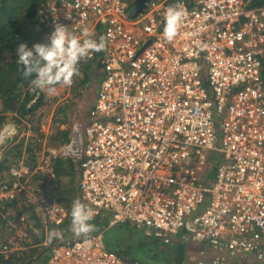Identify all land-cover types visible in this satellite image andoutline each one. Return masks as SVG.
<instances>
[{"label":"built area","instance_id":"built-area-1","mask_svg":"<svg viewBox=\"0 0 264 264\" xmlns=\"http://www.w3.org/2000/svg\"><path fill=\"white\" fill-rule=\"evenodd\" d=\"M136 1L48 0L40 8L47 42L56 23L81 39L84 28L93 35L103 24L106 48L85 58L103 67L99 88L84 135L64 151L80 160L77 198L92 218L135 222L164 243L182 232L206 242L196 264L264 261V4L142 0L131 14ZM170 5L186 13L171 42L163 36ZM13 133H0V158ZM45 160L38 154L35 168ZM31 167L12 165L11 186L0 174V198L31 190ZM41 202L48 222L65 221L64 204ZM15 239L2 250L20 248ZM48 264L146 263L109 249L99 231L64 233Z\"/></svg>","mask_w":264,"mask_h":264},{"label":"trees","instance_id":"trees-1","mask_svg":"<svg viewBox=\"0 0 264 264\" xmlns=\"http://www.w3.org/2000/svg\"><path fill=\"white\" fill-rule=\"evenodd\" d=\"M47 2L48 0H0V128L7 126L10 120L20 123L24 120L25 127L32 130L29 135L24 134L21 138L15 137L13 140H9L3 156L0 158V174L3 179L7 180L9 186L16 181V178L10 175L9 168L14 164H19L23 159L32 166V173L28 178L39 181L40 188L44 189L49 180L43 169L35 168L45 136L42 126L43 114L37 116V113L45 104L47 93L38 89L32 90L30 80L34 76L25 77L23 75L24 66L17 63L18 56L16 54L20 43H26L29 49H33V45L36 43H47L48 30L40 20V8ZM250 4L263 5L264 0H250ZM102 27L103 24H100L91 38L95 40L100 38ZM99 64L101 65L100 62ZM91 65V61L85 58L79 62V74L73 77L75 95L79 93V87L89 79L86 72ZM62 119L63 115L57 106L51 124V126H56V132L54 134L52 132L54 138L61 131ZM62 133L64 137L68 136L67 130H62ZM207 171L208 176L205 178V182L210 184L214 180L215 165H210ZM78 172L79 168L76 167L73 159L61 157L56 159L54 165L56 179H62L64 176L69 177L65 189L58 190L56 193L58 195L54 191L57 188L56 181L55 179L52 181L56 186H53L54 195H50V198L58 200L68 208L67 218L59 225L48 222L34 209V205H26L25 197L28 192L26 189L14 198H0V264H48L55 238L51 244L46 243V232L51 228L63 235L70 230L72 202L77 199L79 194ZM23 179L24 177H22ZM102 221L101 218L95 217L89 223L95 226ZM19 226L26 232L23 241V244L26 242V246H21L17 250L3 251L1 247L10 241ZM177 236L178 238H173L170 243H159L158 250L161 251L163 264H185L189 242L183 232ZM149 238L150 241L152 238ZM138 245L143 244L141 241H134V246ZM115 251L127 259H137L145 263L138 257L125 256L127 254L121 249ZM154 255L158 256L159 254L155 253Z\"/></svg>","mask_w":264,"mask_h":264},{"label":"rangeland","instance_id":"rangeland-1","mask_svg":"<svg viewBox=\"0 0 264 264\" xmlns=\"http://www.w3.org/2000/svg\"><path fill=\"white\" fill-rule=\"evenodd\" d=\"M101 74H93V77L89 78V81L86 85H82L79 87L80 91L82 92V96L80 99L74 94L73 86L75 82L73 81L72 85L64 89L65 86L63 85H56V89L62 87L61 92H55L52 95H48L45 98V104L42 106V108L39 110L38 114H43L44 122L42 124L43 129L46 130L44 139L42 141V148L40 150L41 154H44V160L49 161V165L47 164L46 160L45 162L40 163V165L43 168V171L46 172L48 177V182L44 186L45 188L42 189L39 187V181L37 180H31L28 179L27 183L30 185L31 190H28L26 192L25 197V203L26 205H34V209L37 210L40 215L46 219L45 211H44V205L41 202V197L45 196L48 199H51L50 195L53 194V183L52 181H56L57 188L54 190L55 194L58 192V190H64L65 185L68 184V176H64L62 179H56L54 170L55 161L57 158L61 157L63 159H73L74 163L76 164V167L78 168L79 160L77 156H73V154H65L64 151L68 144H70L71 140L78 136V138L82 137L84 135V126L88 122V112L90 106L94 102V98L97 94V88H98V81ZM79 96V94H78ZM58 105H61L60 109L64 112L63 115L64 118L68 115V121L65 123L67 126L69 125V134L67 137L63 136L62 128L59 134L54 138L53 134L56 132V126L52 125L49 131L47 132V123L49 122V119L51 118V115L55 112ZM35 118V116H34ZM27 123V122H26ZM8 124V125H7ZM7 126H3L0 128V133L8 126H12L14 128V133L12 135V138H21L24 134L29 135L32 130L28 129L29 127H25V121L22 120V123L20 122H14L13 120H10L9 123H7ZM62 124H60L61 126ZM66 126V127H67ZM53 132V134H52ZM52 134V135H51ZM13 140V139H12ZM55 150V151H53ZM53 167V170H52ZM77 183H79V172L77 175ZM56 186V185H55ZM54 186V187H55ZM49 193V195H47ZM54 195V194H53ZM58 195V194H56ZM65 196V195H64ZM52 200V199H51ZM56 200V199H54ZM30 206V205H29ZM103 220L100 224L94 226V231L91 233H96L99 231H103V240L106 244V246L109 249L113 250H123L127 255V257L133 258L138 257L141 260H143L146 264H163V257L161 254V251L158 250L159 243L164 242V239L157 236H150L147 234L144 226H138L135 222L128 221L127 222H120L117 224H110V218L111 215H107L106 217H98ZM51 228L47 230V234ZM16 235L11 236L10 240L15 238V243L10 242L12 246H26V242L23 244L24 237L23 236L24 229H22L21 226H19L16 229ZM68 233V234H67ZM21 234V235H20ZM65 235L70 237H77L75 236L71 230L65 233ZM149 237L152 239L149 241ZM178 238V236H175L174 238ZM187 241L189 242V247L186 253L185 257V264H196L197 259L199 258L201 253V250L203 248L202 245L206 244L204 241H197L190 236H186ZM141 241L143 245L134 246V241ZM147 241V242H146ZM146 242V243H143ZM7 243V242H6ZM141 244V243H140ZM3 246L1 247V249ZM206 250V249H205ZM211 250V247L210 249ZM159 254L158 256H155L154 254ZM211 253L208 252L206 254ZM242 259V258H241ZM264 261H258V260H240L237 259H230L228 263L226 264H263Z\"/></svg>","mask_w":264,"mask_h":264},{"label":"clouds","instance_id":"clouds-1","mask_svg":"<svg viewBox=\"0 0 264 264\" xmlns=\"http://www.w3.org/2000/svg\"><path fill=\"white\" fill-rule=\"evenodd\" d=\"M185 14L182 8L173 5L165 10L163 36L169 42L177 37ZM91 35L84 28V38L81 39L69 32L67 26L56 23L47 43H36L33 49H29L26 43H20L16 53L17 63L24 66L22 70L25 77L34 76L30 80L32 90L38 89L52 95L57 90L56 85L70 87L73 77L79 74L78 64L81 59L87 58L90 52H99L106 48L105 37L101 36L97 41ZM78 168L80 176L79 164ZM91 219V211L78 198L74 199L71 207V232L77 237H88L94 231V225L89 223ZM54 238L62 239V233L55 229L50 230L46 243L51 244Z\"/></svg>","mask_w":264,"mask_h":264},{"label":"crops","instance_id":"crops-1","mask_svg":"<svg viewBox=\"0 0 264 264\" xmlns=\"http://www.w3.org/2000/svg\"><path fill=\"white\" fill-rule=\"evenodd\" d=\"M91 61V63H92V65H91V67H90V69L86 72V75H88L89 76V78L91 77V79H92V77H93V74H96V73H98V74H102L103 73V67H102V65H100L99 64V62H97L96 60H90ZM101 76V75H100ZM89 81V79L87 80V82ZM87 82H85L84 83V85H86L87 84ZM99 82H100V78H99V81H98V88H99ZM68 86H65L64 87V89H66ZM98 88H97V91H98ZM63 89H62V87H60V88H58L57 90H56V92H61ZM82 92H83V90H82ZM82 92L80 91V89H79V93H77L76 94V98L78 97L79 99H80V97L82 96ZM78 94H79V96H78ZM95 99V98H94ZM59 106V108H61L60 107V105H58ZM60 112L62 113V115H63V111L60 109ZM54 114V113H53ZM53 114L51 115V118L49 119V122L47 123V127H46V129H47V132L49 131L48 129H50L51 128V124H52V120H53ZM64 116L65 115H63V119L61 120V128L63 129V130H67L68 131V129H69V125L67 126V124H65L68 120V115L64 118ZM69 122V121H68ZM67 126V127H66ZM44 127V126H43ZM45 129V128H44ZM46 131V130H45ZM68 134H69V131H68ZM52 170H53V167H52ZM53 172H54V170H53ZM203 247H206V245L204 244V245H202ZM230 259H233V258H230ZM229 259V260H230ZM228 260V261H229ZM234 260V259H233ZM241 260V259H240ZM242 261H244V260H242ZM259 261V260H258Z\"/></svg>","mask_w":264,"mask_h":264},{"label":"water","instance_id":"water-1","mask_svg":"<svg viewBox=\"0 0 264 264\" xmlns=\"http://www.w3.org/2000/svg\"><path fill=\"white\" fill-rule=\"evenodd\" d=\"M141 3H142V0H137V1L133 4V6H132L131 9H130L131 14H134V12H135L136 10L139 9Z\"/></svg>","mask_w":264,"mask_h":264}]
</instances>
